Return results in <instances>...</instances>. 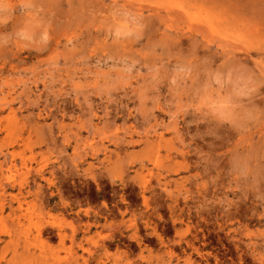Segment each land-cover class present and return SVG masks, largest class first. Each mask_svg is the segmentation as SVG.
I'll use <instances>...</instances> for the list:
<instances>
[{"label": "rangeland", "instance_id": "374dc122", "mask_svg": "<svg viewBox=\"0 0 264 264\" xmlns=\"http://www.w3.org/2000/svg\"><path fill=\"white\" fill-rule=\"evenodd\" d=\"M46 3L49 48L0 53V264H260L264 123L173 125L167 79L140 93L177 55L203 80L200 61L230 50L264 81V0ZM113 3L144 16L139 41L107 36ZM121 58L134 79L99 91ZM251 103L264 110V86Z\"/></svg>", "mask_w": 264, "mask_h": 264}, {"label": "clouds", "instance_id": "9594fccd", "mask_svg": "<svg viewBox=\"0 0 264 264\" xmlns=\"http://www.w3.org/2000/svg\"><path fill=\"white\" fill-rule=\"evenodd\" d=\"M108 7L105 31L112 43L121 45L139 41L145 29L144 16L123 3H113ZM51 30L46 0H0V53L17 48L46 51L53 39ZM146 55L154 56L155 53ZM217 55L223 60L214 69L209 58L200 61L204 66L203 80L198 79L191 57H171L175 63L170 72L163 64L149 67L147 82L141 86V105L149 98L147 92L158 90V86L167 79L173 96L169 113L173 125L189 112L220 125H229L241 133H246L249 125L264 123V110L251 103L264 86V81H258L251 74L250 65L238 61L234 52L229 50ZM119 63L121 67L111 69L116 75H106L99 91L110 92L134 79L136 62L129 63L121 58ZM139 110L144 113L147 123L152 109L142 106ZM246 164L243 157L233 162L234 168L240 171L246 168ZM260 264H264V258H260Z\"/></svg>", "mask_w": 264, "mask_h": 264}, {"label": "bare ground", "instance_id": "6f19581e", "mask_svg": "<svg viewBox=\"0 0 264 264\" xmlns=\"http://www.w3.org/2000/svg\"><path fill=\"white\" fill-rule=\"evenodd\" d=\"M182 15V14H181Z\"/></svg>", "mask_w": 264, "mask_h": 264}]
</instances>
